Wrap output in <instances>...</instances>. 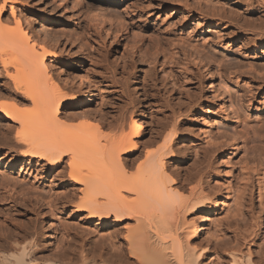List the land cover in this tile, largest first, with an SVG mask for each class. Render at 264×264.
I'll return each mask as SVG.
<instances>
[{
    "label": "rangeland",
    "instance_id": "rangeland-1",
    "mask_svg": "<svg viewBox=\"0 0 264 264\" xmlns=\"http://www.w3.org/2000/svg\"><path fill=\"white\" fill-rule=\"evenodd\" d=\"M10 1L24 26L56 47L54 74L69 83L67 71L89 85L91 102L72 114L88 110L100 122L135 116L143 142L175 133L169 170L209 195L206 208L188 215L205 225L191 239L206 249L201 264H237L232 254L264 264V0H82L105 13L102 28L75 0ZM5 16L12 18L10 7ZM5 129L0 120V142ZM7 148L0 144L1 157ZM1 157L0 247L29 233L38 240L37 261L64 256L70 264L83 250L106 251L118 236L129 256L124 235L134 220L99 223L77 210L78 190L59 175L62 166Z\"/></svg>",
    "mask_w": 264,
    "mask_h": 264
},
{
    "label": "bare ground",
    "instance_id": "bare-ground-1",
    "mask_svg": "<svg viewBox=\"0 0 264 264\" xmlns=\"http://www.w3.org/2000/svg\"><path fill=\"white\" fill-rule=\"evenodd\" d=\"M10 2L0 0V120L6 127L0 144L8 146L4 156H13L11 162L21 156L41 158L52 167L62 166L59 175L78 190L72 194L77 198V210H86L87 216L98 218L99 223L135 222L133 226L128 224L124 235L129 256L119 250L118 236H111L106 251L94 255L83 250L79 256L68 257V263L201 264L206 249L197 248L191 239L198 237L205 225L189 221L188 215L206 208L209 195L202 188L181 183L169 170L166 158L172 153L175 133L161 143V135L143 142L141 122L135 116L127 122H100L92 120L88 110L72 114L71 109L80 102H91L89 85L67 71L69 83L54 74V58L60 57L56 47L48 46L26 28ZM74 2L86 10L96 27L105 26V13L90 12L82 0ZM8 7L13 19L5 16ZM13 20L15 28L10 27ZM122 21L137 38L141 36L131 20ZM70 82L77 84L79 93H74L77 89ZM75 118L79 121H73ZM101 191L103 197L98 194ZM48 237H53L52 233ZM38 251L35 237L29 233L17 235L0 247V264H41L36 259ZM232 257L237 264H255L250 257L244 261L235 254ZM63 258L43 264H65Z\"/></svg>",
    "mask_w": 264,
    "mask_h": 264
},
{
    "label": "snow or ice",
    "instance_id": "snow-or-ice-1",
    "mask_svg": "<svg viewBox=\"0 0 264 264\" xmlns=\"http://www.w3.org/2000/svg\"><path fill=\"white\" fill-rule=\"evenodd\" d=\"M101 197H103L104 193L101 191L100 193H98Z\"/></svg>",
    "mask_w": 264,
    "mask_h": 264
}]
</instances>
